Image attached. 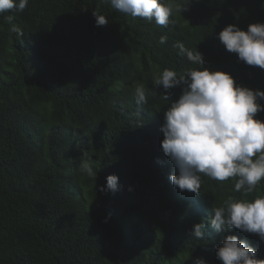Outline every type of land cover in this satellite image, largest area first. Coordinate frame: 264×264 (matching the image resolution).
<instances>
[{
	"label": "trees",
	"instance_id": "trees-1",
	"mask_svg": "<svg viewBox=\"0 0 264 264\" xmlns=\"http://www.w3.org/2000/svg\"><path fill=\"white\" fill-rule=\"evenodd\" d=\"M93 13L108 23L96 26ZM253 23H264V0H190L167 26L110 0H28L23 11L0 13V264H222L216 249L227 235L264 258L257 234L209 224L225 201L264 196V178L250 193L236 191L235 178L203 174L199 194L174 186L160 128L183 85L167 100L153 86L164 69L180 76L200 67L182 43L202 54V67L264 91V69L217 35ZM137 86L146 103H137ZM255 118L264 122V111ZM82 163L98 171L95 181ZM109 174L118 188L101 193ZM201 222L197 239L191 230Z\"/></svg>",
	"mask_w": 264,
	"mask_h": 264
},
{
	"label": "clouds",
	"instance_id": "clouds-1",
	"mask_svg": "<svg viewBox=\"0 0 264 264\" xmlns=\"http://www.w3.org/2000/svg\"><path fill=\"white\" fill-rule=\"evenodd\" d=\"M116 10L146 21L167 26L174 11L181 12L190 0H110ZM28 0H0V13L17 9L23 11ZM95 25L108 23L105 16L93 13ZM12 16L7 20L12 24ZM10 31L22 36L20 27L12 24ZM218 39L227 51L235 53L239 60L249 66L264 69V23L249 24L242 30L234 24L225 26ZM162 36L160 43H165ZM177 47L187 59L200 67L178 76L173 70L164 69L153 80L154 87L167 90L183 85L179 98L172 101L164 112L161 132V149L171 161L175 173L171 182L181 191L199 194L201 174L213 180L225 181L235 178L236 191L252 192L264 178V122L255 118L264 111L259 101L264 100V91L236 85L233 77L223 71H210L202 67L200 52ZM134 97L138 104L146 103V91L137 86ZM80 170L94 181L97 172L87 163ZM118 188V177L109 174L106 185L98 190L105 193ZM209 224L216 232L239 229L257 234L264 241V196L251 201L229 199L223 206L213 209ZM204 223H197L191 230L194 238L202 239ZM216 257L222 264H264L257 251L246 240L227 235L216 249ZM198 264H205L200 260Z\"/></svg>",
	"mask_w": 264,
	"mask_h": 264
}]
</instances>
